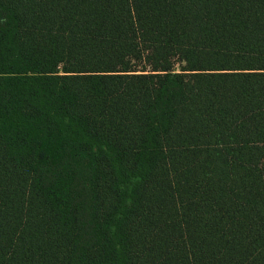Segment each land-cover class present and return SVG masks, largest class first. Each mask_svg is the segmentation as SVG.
<instances>
[{"label":"trees","instance_id":"16d2710c","mask_svg":"<svg viewBox=\"0 0 264 264\" xmlns=\"http://www.w3.org/2000/svg\"><path fill=\"white\" fill-rule=\"evenodd\" d=\"M0 264H264V0H0Z\"/></svg>","mask_w":264,"mask_h":264}]
</instances>
